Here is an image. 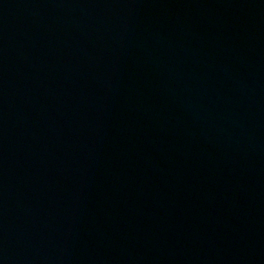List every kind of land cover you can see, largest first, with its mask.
I'll use <instances>...</instances> for the list:
<instances>
[{
    "label": "water",
    "instance_id": "1",
    "mask_svg": "<svg viewBox=\"0 0 264 264\" xmlns=\"http://www.w3.org/2000/svg\"><path fill=\"white\" fill-rule=\"evenodd\" d=\"M0 264H264V0H0Z\"/></svg>",
    "mask_w": 264,
    "mask_h": 264
}]
</instances>
